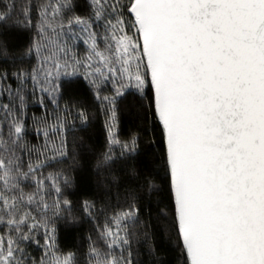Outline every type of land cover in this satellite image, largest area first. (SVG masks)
<instances>
[{
  "label": "snow or ice",
  "instance_id": "6c2138e0",
  "mask_svg": "<svg viewBox=\"0 0 264 264\" xmlns=\"http://www.w3.org/2000/svg\"><path fill=\"white\" fill-rule=\"evenodd\" d=\"M0 264H264V0H0Z\"/></svg>",
  "mask_w": 264,
  "mask_h": 264
},
{
  "label": "trees",
  "instance_id": "16d2710c",
  "mask_svg": "<svg viewBox=\"0 0 264 264\" xmlns=\"http://www.w3.org/2000/svg\"><path fill=\"white\" fill-rule=\"evenodd\" d=\"M34 3H39L40 0H33ZM26 35H13L9 37V41L13 46L22 45L27 40ZM77 94L81 99H85L82 91L76 89ZM89 104V116L91 123L86 133L77 132L76 135L85 137V144L87 148L78 149V152L84 157L82 160V167L77 170V175L80 180V189L77 190V195L81 191L96 190V177L92 170L94 151L102 150L105 143V117L103 114L96 112L95 102L90 98H87ZM143 112L136 106H133L131 98L128 101L123 102L120 105V111L118 113L117 131L123 137V135L132 129L134 126L142 122ZM71 140V137H69ZM75 198V197H74ZM89 225L87 223L65 226L61 224L59 226L58 238L63 245L75 249L82 244V238L88 235ZM163 239V237H162ZM170 246L167 241L162 245L161 255L174 256L169 250Z\"/></svg>",
  "mask_w": 264,
  "mask_h": 264
}]
</instances>
